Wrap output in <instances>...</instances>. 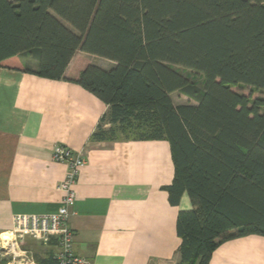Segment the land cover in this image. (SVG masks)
<instances>
[{"label": "trees", "instance_id": "trees-1", "mask_svg": "<svg viewBox=\"0 0 264 264\" xmlns=\"http://www.w3.org/2000/svg\"><path fill=\"white\" fill-rule=\"evenodd\" d=\"M80 85L108 107L93 142L168 141L178 264L264 237V0H0V66ZM115 63L105 70L90 60ZM183 69L202 74L203 88ZM181 93L195 104L176 106Z\"/></svg>", "mask_w": 264, "mask_h": 264}, {"label": "crops", "instance_id": "crops-1", "mask_svg": "<svg viewBox=\"0 0 264 264\" xmlns=\"http://www.w3.org/2000/svg\"><path fill=\"white\" fill-rule=\"evenodd\" d=\"M89 58L105 70L115 66ZM23 64L16 56L0 66V244L15 215L59 210L69 168L53 160V151L63 145L86 160L70 219L76 254L91 264H178V215L193 205L185 194L172 206L164 190L175 175L170 143L93 142L109 107L80 85L27 73ZM58 245L56 236L28 239L21 250L35 264H55ZM18 260L0 252V264ZM210 264H264V237L230 240Z\"/></svg>", "mask_w": 264, "mask_h": 264}, {"label": "built area", "instance_id": "built-area-1", "mask_svg": "<svg viewBox=\"0 0 264 264\" xmlns=\"http://www.w3.org/2000/svg\"><path fill=\"white\" fill-rule=\"evenodd\" d=\"M53 160L66 163L69 168L65 180L59 187L64 193L59 210L45 215H15L13 229L2 238L1 255L17 257L19 264H35L28 253L21 250V245L28 239L44 241L56 236L59 248L54 258L55 264H91L88 258L76 254V237L70 226V219L75 215L77 202L75 187L80 180L81 170L86 165V160L81 154L63 145L54 149Z\"/></svg>", "mask_w": 264, "mask_h": 264}, {"label": "rangeland", "instance_id": "rangeland-1", "mask_svg": "<svg viewBox=\"0 0 264 264\" xmlns=\"http://www.w3.org/2000/svg\"><path fill=\"white\" fill-rule=\"evenodd\" d=\"M183 71L186 72L187 74H189L190 80L192 82L197 83L200 87L203 88L204 77L202 74H198L194 71L187 70V69H183ZM232 90L236 91L238 93L244 94L246 96H250L252 100L264 97V95L261 92L253 90L252 88H250L248 86L240 85L237 87H233ZM173 101H174L176 106L184 105V104H195V102L193 100L189 99L188 97H186L185 95H183L181 93H175L173 95Z\"/></svg>", "mask_w": 264, "mask_h": 264}]
</instances>
